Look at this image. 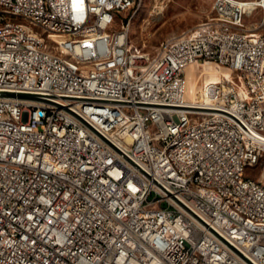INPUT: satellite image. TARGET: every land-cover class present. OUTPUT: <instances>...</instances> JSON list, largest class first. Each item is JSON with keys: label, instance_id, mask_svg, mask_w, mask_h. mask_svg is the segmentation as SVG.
<instances>
[{"label": "built area", "instance_id": "1", "mask_svg": "<svg viewBox=\"0 0 264 264\" xmlns=\"http://www.w3.org/2000/svg\"><path fill=\"white\" fill-rule=\"evenodd\" d=\"M0 2L42 18L81 59L102 58L106 9L116 7L117 55L138 57L91 74L66 71L0 17V264H250L246 253L264 264V193L243 183L239 165L247 139L250 168L260 165L264 179V39L189 31L185 43H162L161 58L144 67V52L126 38L142 0ZM211 9L264 28V0H213ZM95 27L103 36L89 41ZM208 62L229 75L189 97L187 68ZM49 98H60L62 110ZM164 139L192 183L165 165ZM194 178L208 189H195ZM229 201L261 226L237 219Z\"/></svg>", "mask_w": 264, "mask_h": 264}, {"label": "bare ground", "instance_id": "2", "mask_svg": "<svg viewBox=\"0 0 264 264\" xmlns=\"http://www.w3.org/2000/svg\"><path fill=\"white\" fill-rule=\"evenodd\" d=\"M141 3L142 2L134 8L131 20L141 8ZM121 5L122 0H114V6ZM211 10L212 14L210 16L216 17V23H211V17H206L200 21V24L197 23L190 28L187 27V29L181 31L178 35L166 38L162 43H185V35H187L189 31L199 35L200 38L211 37L212 34H227V31H236V37L250 39L254 44H261V39H264V28H258L257 26L241 27L239 21H232L231 24L229 23V18L218 17L219 9ZM0 17L5 18V26L15 27L17 31L26 33V41H28L29 44H37V52L44 53L45 56L58 59L65 64L66 71L91 74V68L93 67H122L124 62L128 64H138V57L136 54L117 55L118 46L116 43H113V41H116L118 38V30L122 26V12H119L116 7H108L106 9V17L108 19L106 30L108 38L104 40L105 51L102 52V58L95 55H88L83 56V59H81L78 53H75L71 46H68L67 37L53 30L52 26H50L49 23H45L42 18H35V20H33L32 14L20 8H14L10 6L9 3L0 2ZM118 19H120V25H118ZM129 25L130 24L127 25L126 29L128 46H131L133 52H140V50L133 47L130 43ZM102 36V27H95L94 30L88 32L89 41H100ZM69 37L72 39H80V30H69ZM162 43L154 55L144 52V67H152L154 60H159L161 58ZM193 69L194 67L191 66L190 74H192ZM228 75V71L214 68V70L212 69L208 72L205 80H218L222 76ZM193 78L192 75L188 78L189 88L188 90L186 89V94L189 97H195L196 95V85ZM213 100H220V93H213ZM49 106H52L55 110H62V101L60 98H49ZM204 108H211V100H204ZM97 137H105V129H98ZM172 148H174V141H171V139H164L162 154L165 165L174 168L177 177L184 178V183H192L190 169L184 167L181 161H177V158H174ZM115 155H122V146H115ZM248 155V141L247 139H240L239 165L240 174L243 175V183L257 190H261V192L264 193V180L260 177L246 174L247 169L250 168ZM194 187L197 190H207L208 182L203 181L201 178H194ZM229 208L233 215L236 216L237 219L243 220L245 224L249 226H261L260 216L253 214L237 201H229ZM246 261H249L250 264H257V254L246 253Z\"/></svg>", "mask_w": 264, "mask_h": 264}, {"label": "rangeland", "instance_id": "3", "mask_svg": "<svg viewBox=\"0 0 264 264\" xmlns=\"http://www.w3.org/2000/svg\"><path fill=\"white\" fill-rule=\"evenodd\" d=\"M213 0H142L141 8L135 14L129 25V40L133 47L140 51L154 55L161 43L173 35L190 28L212 14ZM120 25V19H118ZM193 72L190 74V67ZM186 70L187 90L188 78L194 77L196 94L199 92L205 77L210 70H229L214 63L200 65L195 63ZM221 73V72H220ZM260 165L248 168L247 175L261 177ZM262 179V178H261ZM264 180V179H262Z\"/></svg>", "mask_w": 264, "mask_h": 264}]
</instances>
